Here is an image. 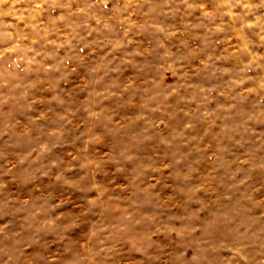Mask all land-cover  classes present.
<instances>
[{"label": "rangeland", "instance_id": "obj_1", "mask_svg": "<svg viewBox=\"0 0 264 264\" xmlns=\"http://www.w3.org/2000/svg\"><path fill=\"white\" fill-rule=\"evenodd\" d=\"M49 2L74 6L106 3L114 11L126 0ZM163 2L141 0L144 8ZM188 3L191 8L182 7L175 15L160 18L165 26L161 31L149 27L144 8L133 17L127 36L76 29L71 45L55 53L60 73L50 77L30 108L21 107L14 113L18 128L35 126L41 131L63 123L61 117L66 113L70 116L63 135L49 141L42 157L47 175L32 180L21 177L10 185L19 194L39 192L50 201L59 199L58 208L63 206L62 224L30 234L34 242L29 257L32 264L42 255H63L65 248L78 247L95 228L118 223L132 210L149 214L136 234L139 246L152 252L173 247L169 218L172 202L182 193H191V199L181 206L198 210L196 219L206 222L211 218V193L226 185L227 176L251 152L254 138L264 140V119L252 122L247 130L240 126V118L254 111L258 103L247 84L264 87V39L247 32L248 47L259 58L258 63L248 64L249 55L240 50L244 41L237 35L238 21L234 24L224 17L227 23L222 32L206 31L209 19L202 16L203 9L215 10L224 0ZM64 11L49 10L42 19L52 27L50 21ZM259 12L264 13V8ZM54 26L64 30L59 23ZM100 69L104 75L98 79ZM241 81L245 82L243 91L238 87ZM49 96L58 99L50 100ZM258 99L264 106V96ZM160 101L161 106H153ZM230 105L238 111L233 113ZM81 121L91 137L87 141ZM129 144L137 151L136 162L112 159ZM177 153L182 162L173 164L171 172L165 174L164 161ZM85 158L100 163L89 170L81 167ZM135 164L145 169L138 184L133 180ZM57 172L66 177L65 182L56 179ZM252 179L264 191V170L252 173ZM201 186L208 189L203 195L198 192ZM97 188L106 191L98 195ZM202 212L208 213L206 218L201 217ZM8 220L16 223L6 209L0 208V225ZM113 235L119 238L120 234ZM210 235L230 238L227 225ZM138 255L129 249L127 264H135Z\"/></svg>", "mask_w": 264, "mask_h": 264}, {"label": "clouds", "instance_id": "obj_2", "mask_svg": "<svg viewBox=\"0 0 264 264\" xmlns=\"http://www.w3.org/2000/svg\"><path fill=\"white\" fill-rule=\"evenodd\" d=\"M191 8L188 0H164L152 3L144 8L141 0H126L124 5L114 11L107 4L50 3L49 0H0V208L16 221H5L0 225V264H32L29 259L34 242L30 234L58 227L64 221L61 218L63 206L60 200L50 201L37 193L19 194L16 184L21 177L32 180L36 176L47 175L48 169L42 160L48 149L49 141L63 135L64 124L70 120L69 114L46 130L37 127L18 128L14 113L21 107L30 108L40 90L47 87L49 79L60 73V60L55 53L61 47L71 45V35L76 29L106 30L127 36L134 23L137 11L144 8L148 24L155 31L165 26L160 18L173 16L181 8ZM203 7V6H201ZM241 11L237 12L236 9ZM264 0H224L217 9L204 8L202 16L209 19L208 32H222L226 25L224 17L234 24L239 22L237 35L244 43L242 51L250 59L248 64L258 63L259 58L248 47L247 32L264 39ZM65 11L50 21V27L42 17L45 12ZM94 22V23H93ZM59 23L61 28L54 25ZM259 29V31H257ZM27 41V43H25ZM110 51V49H109ZM167 63V62H166ZM170 66V65H169ZM104 70L96 73L102 78ZM245 82L238 85L241 91ZM257 107L240 118V126L247 130L252 122L264 119V106L258 99L264 96V87L259 84H247ZM49 99H58L49 96ZM163 101L154 107L161 106ZM235 113L238 109L230 105ZM190 128V125L186 124ZM82 135L87 141L90 135L81 121ZM253 148L241 158L240 164L227 176L226 185L220 186L219 192L211 193L213 202L208 211L211 218L197 220V211L191 207L184 209V200L191 199V193H182L179 200L170 205V234L174 237V246L152 252L148 247L138 244L136 234L143 227L142 221L149 215L135 210L126 212L118 223L104 224L95 228L91 235L76 248H65L63 255L40 256L37 264H127L129 249H135L139 255L135 264H264V191L252 179V173L264 170V140L256 136ZM206 147V145H204ZM133 164L137 160V151L131 144L122 147L112 157ZM182 158L177 153L174 158L164 161L163 171L169 174L173 164H180ZM100 161L93 158L81 160V167L89 170L98 166ZM145 169L135 164L133 180L139 183L140 173ZM155 175H159L156 173ZM59 182L66 177L56 173ZM143 187H147L144 184ZM208 189L201 186L198 190L203 195ZM102 191L97 188V194ZM110 194L102 199H107ZM206 218L208 213H200ZM174 225V227H172ZM227 225L228 239H215L210 233ZM155 227V225H153ZM119 233V238L114 237ZM53 249V252H56Z\"/></svg>", "mask_w": 264, "mask_h": 264}]
</instances>
